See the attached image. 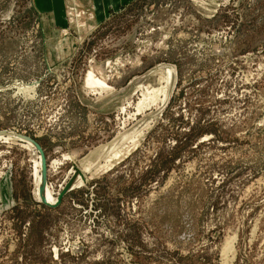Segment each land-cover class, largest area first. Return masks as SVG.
Instances as JSON below:
<instances>
[{"label":"rangeland","instance_id":"obj_1","mask_svg":"<svg viewBox=\"0 0 264 264\" xmlns=\"http://www.w3.org/2000/svg\"><path fill=\"white\" fill-rule=\"evenodd\" d=\"M93 13L0 0V264H264V0Z\"/></svg>","mask_w":264,"mask_h":264},{"label":"crops","instance_id":"obj_2","mask_svg":"<svg viewBox=\"0 0 264 264\" xmlns=\"http://www.w3.org/2000/svg\"><path fill=\"white\" fill-rule=\"evenodd\" d=\"M129 1L132 0H34V3L39 11H52L56 24H63L68 7L87 11L93 8V15H96L94 19L101 20L107 15L108 10Z\"/></svg>","mask_w":264,"mask_h":264},{"label":"water","instance_id":"obj_3","mask_svg":"<svg viewBox=\"0 0 264 264\" xmlns=\"http://www.w3.org/2000/svg\"><path fill=\"white\" fill-rule=\"evenodd\" d=\"M1 135H2V132H0V136H1ZM59 196H60V197H59L58 202H60V201L62 200V194H60ZM43 201H44V203H45L46 205H48V206H51V207L54 206V205L51 204L46 198H44ZM55 205H57V204L55 203Z\"/></svg>","mask_w":264,"mask_h":264},{"label":"bare ground","instance_id":"obj_4","mask_svg":"<svg viewBox=\"0 0 264 264\" xmlns=\"http://www.w3.org/2000/svg\"><path fill=\"white\" fill-rule=\"evenodd\" d=\"M80 179H81V178H80ZM45 197H47L48 201H51L49 195H48V196H45ZM229 243H230V242H229ZM224 250H226V251H230V246L228 245V243H227V248L225 247Z\"/></svg>","mask_w":264,"mask_h":264}]
</instances>
